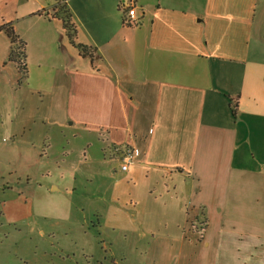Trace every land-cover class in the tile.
<instances>
[{
  "label": "crops",
  "instance_id": "obj_1",
  "mask_svg": "<svg viewBox=\"0 0 264 264\" xmlns=\"http://www.w3.org/2000/svg\"><path fill=\"white\" fill-rule=\"evenodd\" d=\"M56 4L66 5L76 42L92 49V62L70 44L59 18L45 16ZM132 6L135 21L127 24L119 0H0V26L11 24L19 37L25 20L44 29L37 41L60 60L53 89H36L49 112L42 121L65 126L78 121L80 109L100 113L92 142L84 140L83 169L92 159L114 185H140L145 208L137 197L127 201L139 239L153 235L141 215H169L170 235L189 259L222 254V264H264V227H235L251 216L252 225H264V0H133ZM9 48L0 31V81L11 75L16 86L21 76L7 61ZM114 145L136 150L125 172L109 153ZM240 183L260 198L244 211L228 197L231 191L237 199ZM243 212L250 218L234 217ZM204 217L218 230L184 234L189 219Z\"/></svg>",
  "mask_w": 264,
  "mask_h": 264
},
{
  "label": "rangeland",
  "instance_id": "obj_2",
  "mask_svg": "<svg viewBox=\"0 0 264 264\" xmlns=\"http://www.w3.org/2000/svg\"><path fill=\"white\" fill-rule=\"evenodd\" d=\"M106 20L107 24L111 21ZM25 21L18 31L26 42V79L20 78L16 86L10 84L11 75L7 81H0V264H222V254L196 256L194 261L181 254L180 240L170 235L175 225L169 222V215L166 218L141 215L142 228L153 235L138 238V225L129 215L131 208L127 201L137 197L141 208H145L140 185H114L112 176H101L103 170L92 159L87 162L96 175L91 176L90 169H83L84 140L92 142L90 131L94 129L90 127L100 113L80 109L76 111L78 121L69 120L65 126L47 119L42 121L49 112L45 113L43 94L36 89L41 84L53 89L61 63L57 55L48 52V46L43 47L37 41L43 38L44 29L34 24L28 26ZM83 98L85 103L91 101ZM94 98L100 105L101 98ZM82 100L81 97L79 105ZM75 168L83 172L76 173ZM52 185L58 191L52 190ZM245 185L236 186L237 199L233 198L234 192L229 191L228 196L243 211L247 203L254 205L253 200L260 199L255 190H245ZM111 194L113 198L119 197L123 205L115 206L117 202L110 199ZM246 216L243 212L234 217L244 221ZM252 219L251 216V223L235 227H249L246 231L264 227L252 225ZM116 226L119 231L112 229ZM224 226L230 225H220ZM217 228L219 225L210 224L204 217L189 219L183 232L198 234L200 238Z\"/></svg>",
  "mask_w": 264,
  "mask_h": 264
},
{
  "label": "trees",
  "instance_id": "obj_3",
  "mask_svg": "<svg viewBox=\"0 0 264 264\" xmlns=\"http://www.w3.org/2000/svg\"><path fill=\"white\" fill-rule=\"evenodd\" d=\"M56 2H59L56 0ZM46 17L55 16L62 21L63 29L65 30L66 36L70 44L77 49L79 54L83 58H89L92 62L94 59V52L91 48L86 45L79 44L76 42V28L71 21V15L65 4H56L53 7L52 13L46 14ZM124 23V22H123ZM0 31H3L10 41L9 54L7 61L12 63L19 74L21 79H26L27 76V64H26V53L25 47L26 42L22 40L19 35L15 32L11 24H5L0 26ZM233 117L237 115L236 103L231 108Z\"/></svg>",
  "mask_w": 264,
  "mask_h": 264
},
{
  "label": "built area",
  "instance_id": "obj_4",
  "mask_svg": "<svg viewBox=\"0 0 264 264\" xmlns=\"http://www.w3.org/2000/svg\"><path fill=\"white\" fill-rule=\"evenodd\" d=\"M59 2L65 1V0H57ZM121 3V6L125 5V8L127 9V18L125 20L127 21V24L134 23L135 19V8L132 6L133 0H119ZM109 153L113 159H115L118 162V168L120 172L127 171L130 164H132L136 158V150L129 145H114L109 149Z\"/></svg>",
  "mask_w": 264,
  "mask_h": 264
}]
</instances>
